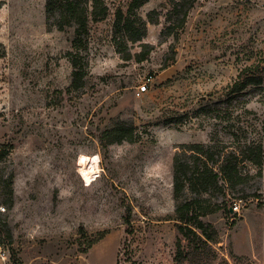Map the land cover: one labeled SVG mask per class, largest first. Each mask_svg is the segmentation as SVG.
Masks as SVG:
<instances>
[{"label":"rangeland","instance_id":"obj_1","mask_svg":"<svg viewBox=\"0 0 264 264\" xmlns=\"http://www.w3.org/2000/svg\"><path fill=\"white\" fill-rule=\"evenodd\" d=\"M102 1L107 16L89 22L75 51L74 29L52 25L45 0H0V244L9 264H175V211L194 198L216 209L202 218L219 234L211 264H264V90L231 93L241 71L264 64V0H174L193 5L169 36V1L141 0L140 42L114 28L132 0ZM69 52L87 65L78 88ZM118 122L138 141L108 144L103 133ZM249 143L261 146L260 166L241 155ZM191 144H211L209 165L230 160L242 183L211 179L175 198L173 156L196 161L183 151ZM84 157L98 169L90 182Z\"/></svg>","mask_w":264,"mask_h":264},{"label":"trees","instance_id":"obj_2","mask_svg":"<svg viewBox=\"0 0 264 264\" xmlns=\"http://www.w3.org/2000/svg\"><path fill=\"white\" fill-rule=\"evenodd\" d=\"M172 5L170 18L174 17L175 24H171L166 30L167 35L174 33L173 28L181 29L187 18L188 11L192 8L185 3L174 2L168 0ZM143 4L141 0H132L127 8V14L121 10L115 12L114 28L118 31H124L133 35V42H140L142 39L141 29L145 31V21L139 18L134 11ZM108 14V9L102 0H45V16L47 20L55 19V25L59 31H63L65 26L73 28L72 48L75 51L80 50L82 39L88 35L89 22L100 21ZM149 53L150 46L142 45ZM4 52L1 50L2 55ZM118 54H121L117 50ZM69 57L72 52L67 53ZM76 56V55H75ZM139 57V56H137ZM145 57H139L137 60L142 61ZM72 70V88L81 87L83 79L86 75V64L81 66L80 61L75 57H70ZM127 61L131 59V55L127 54L122 57ZM250 87H263L264 90V64H260L251 68H247L239 73L237 81L231 86V93H243ZM133 125H128L124 122H118L103 133V137L108 144H121L123 142L135 143L139 139V135L135 134ZM213 142V138H210ZM241 150V155L245 160L255 166L261 165V146L258 144H245ZM184 154H190L193 157V162L180 159L178 153L173 156V188L174 197L179 195L188 188L193 190L198 186L206 189L211 179H221L225 183H231L232 180L236 184L242 183L240 175L231 166V161L225 159V163L219 168L210 166L209 162L214 164L217 161L213 159L211 144H191L184 146ZM183 161V162H181ZM216 209L205 210L201 207L200 201L190 199L179 205L175 211V228L178 237L175 243V264H211L215 261L216 254L213 252V245L218 242L219 234L209 223L202 220L206 215L214 213ZM229 214L231 210H226ZM102 236L91 240L88 245L81 250V253H86L93 245L98 243ZM236 258V256H233ZM240 259V258H236ZM14 261V259H13ZM17 264V262H13Z\"/></svg>","mask_w":264,"mask_h":264},{"label":"bare ground","instance_id":"obj_3","mask_svg":"<svg viewBox=\"0 0 264 264\" xmlns=\"http://www.w3.org/2000/svg\"><path fill=\"white\" fill-rule=\"evenodd\" d=\"M97 165L95 161L90 158L84 157L81 162V173L87 182H90L97 173Z\"/></svg>","mask_w":264,"mask_h":264},{"label":"built area","instance_id":"obj_4","mask_svg":"<svg viewBox=\"0 0 264 264\" xmlns=\"http://www.w3.org/2000/svg\"><path fill=\"white\" fill-rule=\"evenodd\" d=\"M147 89V83H142L141 86L137 88L136 96L139 97L142 93H144ZM0 211H4V208H0ZM0 264H9L8 260V252L3 249L0 244Z\"/></svg>","mask_w":264,"mask_h":264}]
</instances>
